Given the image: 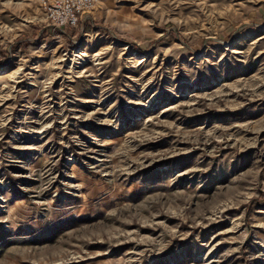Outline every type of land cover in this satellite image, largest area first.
Listing matches in <instances>:
<instances>
[{
  "label": "rangeland",
  "instance_id": "rangeland-1",
  "mask_svg": "<svg viewBox=\"0 0 264 264\" xmlns=\"http://www.w3.org/2000/svg\"><path fill=\"white\" fill-rule=\"evenodd\" d=\"M0 264H264V0H0Z\"/></svg>",
  "mask_w": 264,
  "mask_h": 264
},
{
  "label": "built area",
  "instance_id": "built-area-1",
  "mask_svg": "<svg viewBox=\"0 0 264 264\" xmlns=\"http://www.w3.org/2000/svg\"><path fill=\"white\" fill-rule=\"evenodd\" d=\"M50 25L57 29L76 28L94 11L97 0H40Z\"/></svg>",
  "mask_w": 264,
  "mask_h": 264
}]
</instances>
